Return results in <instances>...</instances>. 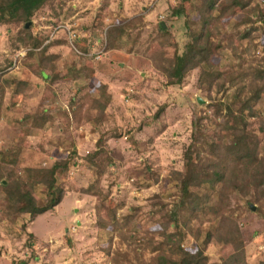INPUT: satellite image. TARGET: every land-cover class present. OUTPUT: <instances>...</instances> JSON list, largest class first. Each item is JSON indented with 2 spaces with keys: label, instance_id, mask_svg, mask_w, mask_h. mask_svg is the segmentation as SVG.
<instances>
[{
  "label": "rangeland",
  "instance_id": "374dc122",
  "mask_svg": "<svg viewBox=\"0 0 264 264\" xmlns=\"http://www.w3.org/2000/svg\"><path fill=\"white\" fill-rule=\"evenodd\" d=\"M246 2L245 11L222 19L210 37L219 47L204 69L225 72L226 80L264 67V23L254 7L262 8L264 1ZM178 3L50 0L30 21L29 35L42 42L27 56L32 47L22 25L0 24L3 183L20 179L41 206L48 200L41 172L67 160L66 169L54 176L60 203L32 221L23 210L7 212L0 189V264H146L155 257L162 234L169 246L177 242L169 213L177 210L176 180L190 121L197 114L212 134L213 99L220 95L199 84L200 67L189 70L180 85L168 86L152 65L150 57L160 60L161 53L180 55L188 28L197 30L194 7L202 0H190L188 16L168 20L170 7ZM126 19L132 22L107 48L106 28ZM159 23L168 29L169 40L158 37ZM69 33L76 35V45L75 38L69 43ZM243 33H248L244 39ZM164 41L169 45L161 48ZM100 85L110 95L102 116L90 109ZM251 123L255 129V121ZM99 137L103 152L91 164L86 157L97 149ZM98 170L99 196L83 194ZM217 196L222 197L224 216L239 229L246 264L264 261V191L230 189ZM108 207L117 223L114 230L106 219ZM217 209L190 217L185 211L178 214L181 247L189 252L200 247L222 214L216 217ZM231 250L225 242L211 241L203 254L208 264H219Z\"/></svg>",
  "mask_w": 264,
  "mask_h": 264
},
{
  "label": "trees",
  "instance_id": "16d2710c",
  "mask_svg": "<svg viewBox=\"0 0 264 264\" xmlns=\"http://www.w3.org/2000/svg\"><path fill=\"white\" fill-rule=\"evenodd\" d=\"M49 1L0 0V24L19 23L22 25L23 35L28 34L32 50L27 51L26 56L33 54L42 41L38 37H31L29 25L26 28L24 26L27 23L30 24L34 14ZM188 3L190 0H179L177 5L170 7L168 20L176 21L182 16H188L186 15ZM247 5L246 0H202L201 5L194 7L197 30L192 29L193 27L188 28V42L185 43L182 53L167 58L159 52L162 54L160 60H152L154 58L150 57L152 65L166 78L168 86L180 85L189 70L200 67L199 84L205 83L209 94L220 95L213 99L214 116L211 124L213 129H210L212 134L208 133L197 114H194L190 121L189 143L183 151L182 172L176 180L178 201L174 207L177 210L176 214L169 213L178 240L169 246L167 236L162 234L164 240L157 247L155 257L146 264H208L203 251L211 241L225 242L232 249V252L219 264H246L239 229L234 221L224 216L222 197L217 195L230 189L236 191L242 188H253L264 191V67L246 70L244 74L239 73L237 77H230L228 80L225 79V72L213 73L204 67L208 66L210 58L219 47L217 44H212L210 40L211 35L218 32V23L225 17L234 15L236 10L245 11ZM254 7L257 10L258 19L264 23V2L262 8L257 5ZM124 22L126 24L111 25L106 28L107 48H113L112 38L118 36V33H121L132 20L126 19ZM157 34L158 37L161 36L166 40L170 38L168 29H161L159 24ZM247 36L248 33L240 35L242 39ZM72 42L76 45L78 40L75 38ZM168 45L169 43L164 41L160 47L164 48ZM40 74L42 77H47ZM97 91L98 97L93 98L90 109L102 116L110 101V95L106 92L104 85L98 86ZM161 109L162 106L157 111ZM253 120L257 126L255 129L251 127ZM102 143L103 138L99 137L95 143L97 149L87 155L86 159L91 164H95L94 159L103 152ZM2 165L3 162H0V168ZM66 167L67 160L56 161L48 170L41 172L43 179L40 182H44L48 195V200L41 206L36 204L27 185L20 179L8 178L6 183H3L0 175V189L5 195L7 212L18 214L23 210L29 216V221H32L36 216L58 205L62 192L59 189L56 190L54 176L56 172L65 170ZM100 175L101 170L95 171L94 182L82 190L83 194L99 196L95 184ZM211 199H215L214 203L210 202ZM99 208L98 206L97 209L100 210ZM109 208H107L106 219L114 230L117 223L114 212L109 211ZM215 209H217L215 216L222 214L218 216L213 231L205 233L200 247L195 246L192 251H186L180 244L184 233L178 226V214L185 211L190 217L200 211L213 212ZM227 212L230 217V211ZM258 264H264V261Z\"/></svg>",
  "mask_w": 264,
  "mask_h": 264
},
{
  "label": "water",
  "instance_id": "95a60500",
  "mask_svg": "<svg viewBox=\"0 0 264 264\" xmlns=\"http://www.w3.org/2000/svg\"><path fill=\"white\" fill-rule=\"evenodd\" d=\"M28 25H29V23H27L24 27L26 28ZM159 26H160L161 29H163V30L165 29V26H164L163 23H159ZM197 103L201 104L202 102L198 99Z\"/></svg>",
  "mask_w": 264,
  "mask_h": 264
},
{
  "label": "built area",
  "instance_id": "2783aa9c",
  "mask_svg": "<svg viewBox=\"0 0 264 264\" xmlns=\"http://www.w3.org/2000/svg\"><path fill=\"white\" fill-rule=\"evenodd\" d=\"M73 38H76V35H74V33H69V34H68V41H69V43L71 42V40H72Z\"/></svg>",
  "mask_w": 264,
  "mask_h": 264
}]
</instances>
